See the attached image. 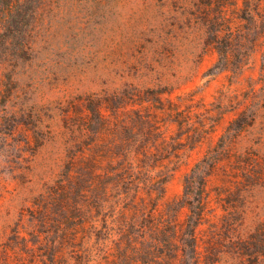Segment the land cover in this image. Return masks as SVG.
<instances>
[{"label":"rangeland","instance_id":"374dc122","mask_svg":"<svg viewBox=\"0 0 264 264\" xmlns=\"http://www.w3.org/2000/svg\"><path fill=\"white\" fill-rule=\"evenodd\" d=\"M48 4L39 25L36 56L21 60L9 56L6 68L0 70V264L22 260L16 251L34 227L37 198L46 195L54 209L68 206L72 203L66 200L75 194L77 184L85 188L89 224L114 227L110 238L104 232L100 241L117 249L119 91L136 93L140 100L176 86L172 93L161 95L186 108L214 101L231 87L225 119L214 137L217 142L226 125L237 118L234 105L250 94L248 77L260 75V63L232 84L227 73L207 74L218 54L198 56L200 49L186 39L174 16L182 7L172 0H49ZM13 69L19 79L9 96L7 77ZM257 86L251 104L255 118L240 134L235 131L233 152H250L256 160L249 164L234 158L210 180L214 209L200 235L214 242L217 264H264V82ZM151 101L136 107L146 112ZM13 108L21 123L19 131L10 132L6 120ZM177 145L180 154L173 160L178 169L167 186L171 198L183 191L184 176L207 153L210 141L192 147L182 139ZM81 164H87L85 173L78 172ZM102 184L108 185V192H102ZM68 250L66 257L76 261L81 250Z\"/></svg>","mask_w":264,"mask_h":264},{"label":"trees","instance_id":"16d2710c","mask_svg":"<svg viewBox=\"0 0 264 264\" xmlns=\"http://www.w3.org/2000/svg\"><path fill=\"white\" fill-rule=\"evenodd\" d=\"M48 1L0 0V70L6 68L9 56L16 60L36 56L39 25L49 7ZM172 2L182 7L180 14L174 16L176 22L182 23L186 39L195 41L200 49L198 56L202 59L210 51L218 54L207 74L227 73L234 79L232 84L241 82L246 72L260 63L259 77L247 79L250 94L232 108L237 118L214 141L227 113L226 98L230 99L231 87L214 101L186 108L172 97L164 99L161 95L172 93L176 86L154 91L151 97L140 100L135 99L136 93L119 91L117 249L112 250L100 241L104 232L109 239L114 227L89 224L91 215L83 198L85 188L77 184L75 194H69L66 200L67 204L72 203L68 206L54 209L46 195L37 198L39 209L33 214L34 227L28 230L29 237H22L20 250L16 251L22 260L16 259L15 264H24L26 259L32 264H217L214 242L203 240L200 232L214 209L211 176L234 158L249 164L256 160L250 152H233L235 131L240 134L255 118L252 98L260 89L257 85L264 82V0ZM18 79L13 69L7 77L9 96L14 94ZM151 99L146 112L136 107V103ZM9 113L6 123L10 132L19 131V112L13 108ZM182 139L192 147L210 141V148L184 176L183 191L171 198L167 186L178 169L173 156H179L181 147L177 144ZM79 168L78 172L85 173L87 164ZM101 188L108 192V185L102 184ZM70 248L81 250L76 261L66 257ZM94 249H98L95 254Z\"/></svg>","mask_w":264,"mask_h":264}]
</instances>
